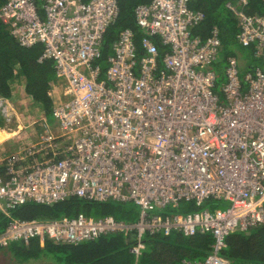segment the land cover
<instances>
[{"label":"built area","instance_id":"built-area-1","mask_svg":"<svg viewBox=\"0 0 264 264\" xmlns=\"http://www.w3.org/2000/svg\"><path fill=\"white\" fill-rule=\"evenodd\" d=\"M118 1L5 0L0 7V21L17 44L42 45L38 63L53 61L48 96L59 129L49 127L30 98L26 125L13 103L0 98L4 122L15 118L18 124L8 139L20 136L13 150L0 155V212L7 219L0 250L34 239L78 246L113 234L133 237L129 251L137 264L145 236L199 233L213 238L209 254L182 264H230L222 256L227 237L264 227V16L250 12L249 0L225 3L237 23V45L250 49L258 64L242 72L238 60L228 57L218 88L220 31L213 26L205 37L193 34L205 16L189 7L191 0L138 4L136 31H119L102 71ZM33 126L35 141L24 133ZM6 129L0 131H11ZM71 198L132 203L138 217L11 216L25 204ZM219 200L230 207L205 208ZM182 203H191L193 212L159 213Z\"/></svg>","mask_w":264,"mask_h":264},{"label":"trees","instance_id":"trees-1","mask_svg":"<svg viewBox=\"0 0 264 264\" xmlns=\"http://www.w3.org/2000/svg\"><path fill=\"white\" fill-rule=\"evenodd\" d=\"M149 1H118L120 9L118 20L114 26L108 29L104 39L103 57L100 61L102 71L106 68L105 59L109 55V47L119 31L125 28L136 31L133 20L134 8L138 4ZM4 2L5 0H0V7L4 5ZM226 2L227 0H191L189 5L193 10L202 11L205 16L203 23L193 29V34L205 37L213 26H217L220 31L223 45L222 60L214 66L218 88L224 82L223 72L226 59L231 56L236 58V55H240L233 48L237 45L235 43L237 23L224 8ZM249 4L251 13L264 16L263 0H249ZM244 50L247 62L240 65L245 69L246 65L253 63L251 60L253 58L250 49ZM42 51V45L28 49L20 47L15 38L10 35L9 25L0 21V98L9 100L13 95L15 84L20 83L19 78H21L24 95L29 97L47 117L51 114L52 109V100L48 96V92L50 85L55 81V75L53 61L46 60L38 63L37 60ZM4 126V117L0 112V129ZM108 203H87L71 198L51 205L25 204L13 210L11 216L22 220L74 217L79 213L90 218L92 212L100 217L113 216L106 207ZM188 208L186 211L194 210L191 206ZM116 217L119 220L130 222L136 219L129 215H116ZM6 224L7 219L0 212V233ZM132 239L133 237L109 235L78 246L58 245L51 242L40 244L38 240H34L28 246L12 243L2 250L9 254L17 264H33L43 258L51 259L52 264H134L136 260L129 251L134 245ZM143 241L145 249L138 258L137 264H182L183 260L189 259L200 261L209 254L213 244L211 235L198 233L193 237H185L177 232L169 236L161 234L153 237L145 236ZM225 244L226 248L222 252V256L228 259L230 264L264 263V227L253 229L248 233H233L227 237Z\"/></svg>","mask_w":264,"mask_h":264},{"label":"rangeland","instance_id":"rangeland-1","mask_svg":"<svg viewBox=\"0 0 264 264\" xmlns=\"http://www.w3.org/2000/svg\"><path fill=\"white\" fill-rule=\"evenodd\" d=\"M233 48H235L234 50L236 53L240 54V55H236V58H237L239 64H241L243 62H247V58H246V56H244L246 51L244 49L239 48L237 45H235ZM108 52L110 54V51H108ZM221 60H222V56H219L218 61H221ZM251 60L254 64H258L257 60H255V59H251ZM21 83H23V82H21ZM16 84H17V86H16L15 94L13 95L14 97L12 96L13 98L9 99V100L13 103V108L15 109V111H17L19 118H20V121H21V124L26 125L28 122L29 114H31V108H32L31 107V101H30L29 97H26L24 95L23 89L20 87V84L19 83H16ZM59 92H60V86L57 85L56 94L59 95ZM64 100H70V98L68 97V98H65ZM45 120H46L47 124L49 125V127L51 129H54L55 133L59 132L58 122L56 121V119L54 117H52L51 114H49L45 118ZM17 125L18 124H17L15 118L11 119V121H9V122H6L5 126H7V128H8L6 130L11 129V131L7 132V133L10 134L11 132H16L17 131ZM35 130H36V128L33 126L30 129H25L24 133H28L29 136L32 138V140L35 141L37 139V131L35 132ZM1 137H2V134H0V138ZM17 137H18V134L15 135V137H13L11 140H9L10 141L9 143L2 146V148L0 149V155H5L6 153H9L11 150H13L14 145H15L14 143L20 142V139H19L20 136L18 138ZM230 205H231V203L229 201L219 200V201L207 202L205 204V208L208 210L224 211V210L228 209L230 207ZM188 206L192 207V204L191 203H182V204H180V206L178 208L168 207L167 209H165L159 213L160 214L166 213V214L174 215V214H180V213H182V211H184L183 213L193 212V211H186V209H189ZM106 207H108L110 212H112V215L116 218V220L118 219L116 217V215H120V216L121 215L122 216L129 215V216L135 217L137 219L138 213H139V208L132 203L122 204V203H116L114 201H110L106 205ZM91 214H92L90 217L91 220H96V219L100 218V216H98L95 212H92ZM34 240H36V239H34ZM34 240H32V241H34ZM14 244H16V243H14ZM9 257H11L9 254H6L5 251L0 250V264H17V263H14V261L12 259H10ZM27 264H29V263H27ZM33 264H52V262H51V259H44L43 258V259H41L38 262L33 263Z\"/></svg>","mask_w":264,"mask_h":264},{"label":"crops","instance_id":"crops-1","mask_svg":"<svg viewBox=\"0 0 264 264\" xmlns=\"http://www.w3.org/2000/svg\"><path fill=\"white\" fill-rule=\"evenodd\" d=\"M244 69H243V67H241V71H243ZM20 84V83H19ZM21 85V84H20ZM16 86H17V84H15V88H14V90H13V95L15 94V91H16ZM21 87V86H20ZM13 95H11V97H10V99H12L14 96ZM13 96V97H12ZM1 130V129H0ZM0 134H2V137L0 138V149L2 148V146L3 145H5V144H7V143H9L10 141L9 140H11L12 138H10V139H8V137H10L11 135V133L10 134H8L7 132H2V131H0ZM10 145V144H9ZM2 250V249H1ZM10 259H12L11 257H9Z\"/></svg>","mask_w":264,"mask_h":264}]
</instances>
